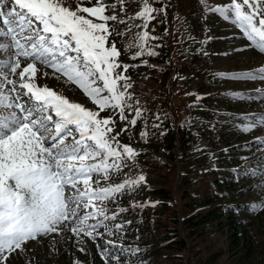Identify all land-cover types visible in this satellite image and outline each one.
<instances>
[{
	"label": "snow or ice",
	"instance_id": "6c2138e0",
	"mask_svg": "<svg viewBox=\"0 0 264 264\" xmlns=\"http://www.w3.org/2000/svg\"><path fill=\"white\" fill-rule=\"evenodd\" d=\"M201 4L225 20L232 19L251 46L264 53V0H231L217 7L209 6L208 0H201ZM107 7L102 0H97L96 6L76 10L64 6L61 0H0V49L14 50L0 65L19 76L21 90L15 100L0 95V108L11 110L0 113V264L7 259L6 253L22 249L30 239L60 231L59 226L66 221L73 225L72 233L86 232L91 236L93 230L104 225L102 221L87 222L96 217L108 219L94 201L113 198L125 188L132 190L145 181L139 175L94 189L93 174H102L107 180L110 169L122 170L128 166L122 160L138 153L131 146L119 144V133L109 136L114 130L110 125L115 123L111 116L100 118L99 112L32 82L36 63L45 64L79 85L100 111L118 110L120 120L128 119L125 108H131L126 99L131 85L129 77L116 71L121 65L116 61L120 53L115 43L108 46V21H116L117 16L106 15ZM154 11L157 10L145 0L143 10L137 14L145 19V28L147 21L154 19ZM148 38V32L143 31L138 54L143 53ZM20 57L30 61L22 69ZM0 75L7 84H16L4 73ZM243 76L264 80V67ZM96 80L102 81V86H96ZM11 91L17 92L16 87ZM23 96L29 99L22 100ZM135 116H141L138 109ZM249 119L248 129L264 125V115ZM136 123L137 119H131V125ZM69 126H75L79 138L66 143L72 136ZM121 131H126V126ZM95 183L99 185L100 179ZM249 207H264V201Z\"/></svg>",
	"mask_w": 264,
	"mask_h": 264
},
{
	"label": "rangeland",
	"instance_id": "374dc122",
	"mask_svg": "<svg viewBox=\"0 0 264 264\" xmlns=\"http://www.w3.org/2000/svg\"><path fill=\"white\" fill-rule=\"evenodd\" d=\"M64 6L69 7L72 10H76L78 7H93L96 6L97 0H61ZM106 4V15L117 16L116 21H108L111 35L108 36V46L115 43L120 55L116 58L117 63L121 65L117 72H123L126 77H129L128 83L131 85L127 89L130 96L126 97L127 102L131 105V108H125V115L128 117L126 120L119 119L118 110L106 109L99 112V117L111 116L115 121L113 132L109 136H116V140L120 145L131 146L137 155L131 159H123L122 163L128 164L127 167H123L122 170H109L108 180L105 183L97 185L95 181L99 178H103L101 174L99 177L93 174L92 187L95 189L107 185H115L124 182L129 178H137L139 175L145 177L144 183L149 188L153 183L169 182L171 184V190L173 192V206L172 211L179 213L180 220H183L186 215L189 214V209L184 207L185 202L189 199L182 197L181 191H179L182 182L183 174H180L181 163H176V174H168V160L166 158L167 153H158L156 148L152 147L154 144L157 148L160 147L158 141L162 138L161 135H155L153 131L147 130L146 126L152 123L154 127L155 121L158 120L160 113L167 116L169 121L174 127L184 128L186 126H193L197 116L196 100L193 93L190 92L188 86H179L178 80L180 78H187L189 82L200 84V81L209 79L210 85H213L214 77L220 74H232L240 72V76L231 77L228 75L224 79L225 88H216L214 93H218L222 90H229L232 87H237L240 91H250L251 93H258L254 102H251L245 106H241V110L251 112H263L264 113V80H250L244 78L243 74L248 73L251 70H255L264 67V55L257 52L251 47L248 41L242 35V31L234 23L232 19L225 20L219 13H213L202 6V10L208 15L206 20L210 24V31L205 35L200 43L195 39L193 31H187L185 25L189 23L190 17L186 16L178 11L179 5L177 0H161L156 2L155 0H147V3L152 8L156 9L152 13L154 19L147 21L145 28V19L138 18L137 14L143 10L145 0H135L137 6L131 0H102ZM231 0H208V4L211 7L223 6L230 3ZM114 5V7H113ZM133 7V9L131 8ZM162 9V11H159ZM182 13V14H181ZM80 15H84L89 19H93L94 22H100L96 18L91 17L87 13L80 12ZM163 17L166 21V33L171 46V56L169 59L160 63L155 60V55H150L149 51L157 53V37L153 31L159 27V18ZM120 21H123L121 23ZM188 22V23H187ZM184 26V27H183ZM187 26V25H186ZM143 31L148 32V40L145 43L144 51L139 53V39ZM155 37V39H153ZM192 38V39H191ZM4 42H9L5 40ZM14 50L9 49L7 51L0 49V61L8 60L13 55ZM196 52V54H195ZM69 55L75 56L69 52ZM202 55V59L199 56ZM144 57V58H143ZM21 69L27 65L28 60L24 57H20ZM39 63V62H38ZM36 63V64H38ZM192 64L193 68H190ZM127 67V71H124V66ZM80 67L84 70V66ZM37 71L32 78V82L36 83L39 87H47L48 89L56 92L58 95L67 98L72 103H78L84 108L94 111L93 108H99L92 99L79 87V85L68 80L62 73L56 72L53 68L44 65H36ZM21 69H18L19 72ZM249 70V71H248ZM0 72L7 75L8 79L16 81L15 85L7 84L4 80V76L0 75V95L10 96L15 100L17 93H20L19 88L20 78L17 74L11 73L9 68L0 65ZM236 78H244V82L237 80L239 84H228V80H236ZM28 77H25L27 80ZM95 79V77H93ZM180 82V80H179ZM121 84L124 81L120 82ZM103 82L96 80V86H102ZM180 84V83H179ZM218 79L215 80V85H219ZM16 87L17 92H12L11 89ZM241 87V88H240ZM77 90V91H76ZM26 91V90H23ZM106 94V93H105ZM253 96V95H252ZM89 100V105L84 100ZM29 99L28 96H23L22 100ZM196 102V103H195ZM86 104V105H85ZM156 106L155 107L153 106ZM141 112L140 117L135 116V111ZM17 111L18 109H13ZM11 111L9 109L0 108V113H7ZM19 111V110H18ZM17 111V112H18ZM147 115L148 122H142ZM54 115V114H53ZM55 118V117H54ZM141 120L142 124H138L143 128L138 132L136 126L130 124L131 119ZM126 131H121L125 128ZM195 126V125H194ZM135 132L133 133V128ZM142 133L144 135H142ZM76 138H79L77 134ZM66 143L71 142V139H66ZM134 142V144H129ZM203 145L201 142L199 146ZM150 152V153H146ZM264 153V151H263ZM181 154L178 153V157ZM93 162V161H92ZM256 165L261 167L260 176H257L253 181L262 182L260 187H255L253 192L246 198L249 202L254 204L264 201V154L260 158V162ZM207 181L200 180L198 184L200 189L205 188L204 184ZM250 184V183H247ZM82 187V184H81ZM208 191H204V194H208ZM67 194V193H66ZM210 194V193H209ZM115 195L125 196L126 204H120L121 207L117 208L112 205L117 199L109 198L99 202H95L97 207L102 208L107 216H109L107 223L114 219H124L125 221H131L136 225L143 223V210H139L135 207V201L140 197L133 195L129 189H124L122 192ZM117 197V196H115ZM135 198V199H134ZM115 208V209H114ZM92 211V209H90ZM122 211V214L119 213ZM145 211V210H144ZM83 214V212L81 213ZM164 214L163 220L165 222ZM171 214V213H170ZM169 216V215H168ZM167 216V217H168ZM250 222L253 224L259 239H264V207L255 208L250 213ZM103 218V217H98ZM93 219H90L87 223L94 224ZM117 226L122 225L120 221H116ZM104 225V223H103ZM71 225L69 222L61 224L60 231L50 233L47 236H38L36 239H30L22 245V249H17L11 253H6L7 259L2 264H37L40 260L44 259L46 264H63L62 259L76 262L79 258L89 261L97 259L100 255L98 250L104 249L103 244H97L99 241L106 242L109 237L100 232V228L97 227L93 230L92 235L88 236L86 232L74 234L70 231ZM119 228V227H118ZM114 230V229H113ZM207 239V242L212 244L215 250H224L227 247L224 236L220 234L214 235ZM110 240L106 245L110 246ZM200 244H196L192 251L199 252ZM82 249V250H81ZM186 258L182 260L184 264H187ZM225 261V257L221 258V263ZM190 264H195L194 261ZM249 264H263V261L259 258L253 259Z\"/></svg>",
	"mask_w": 264,
	"mask_h": 264
},
{
	"label": "trees",
	"instance_id": "16d2710c",
	"mask_svg": "<svg viewBox=\"0 0 264 264\" xmlns=\"http://www.w3.org/2000/svg\"><path fill=\"white\" fill-rule=\"evenodd\" d=\"M131 1L137 6L135 0ZM177 4L178 11L190 17L186 30L193 31L195 39L200 43L211 27L206 20L208 15L202 10L201 0H177ZM158 21L159 27L153 31L158 45L155 60L164 63L171 56V46L165 19L161 16ZM199 59H202V55ZM188 67L193 68L192 64ZM234 76L237 77L231 75ZM227 77L228 74L214 77L213 85L206 79L200 81L194 94L197 102L195 109L198 111L196 120H200V125L174 127L169 118L160 113L154 127L152 123L146 126L147 130L162 136L158 139L159 148L154 144L151 146L158 153L168 154V174L177 175L176 163H181L179 175L183 174L184 178L179 191L182 197L189 199L184 204V207L190 208L189 214L180 220L179 213L172 211L175 204L169 182L153 183V188L141 182L130 192L135 198L140 197L135 201V207L143 210V223L136 225L124 219L112 220L102 231L105 235L103 240L106 237L109 239L97 243L103 244L104 248L98 250L100 256L97 259L89 263L82 258L76 262L62 259L63 264H184V257L187 264L194 259L195 264H249L256 258L264 264V239H259L249 217L255 209L249 206L254 203L246 200L253 189L263 183L253 179L260 176L259 165L256 164L264 154V143H261L264 142V127L257 125L251 129L246 128L250 123L249 118L261 116L262 112H251L249 108L246 112L241 110L242 105L251 103L250 98L246 97L255 93H244L232 87L215 94L216 88H225L227 84L224 79ZM216 79L219 85H215ZM237 80H228V84H237ZM145 113L143 123L149 119V111ZM138 124H142L141 120L137 122V132L144 125L139 127ZM200 140L206 141V149L196 148ZM178 153L181 154L179 157ZM213 159L218 161L219 167L203 171ZM200 180L207 181L205 188L200 189ZM105 181L102 178L100 183ZM204 191L210 194L202 196ZM115 196L113 199L117 200L112 205L120 208V204H126L125 196ZM165 213L168 214L163 224L161 220ZM116 221H120L122 227L118 228ZM212 233L224 236L227 243L224 250H215L207 242ZM110 240L113 241L110 246L106 245ZM196 244L201 245L199 250L202 251H192ZM222 257H225V261L221 263ZM37 264L46 263L42 259Z\"/></svg>",
	"mask_w": 264,
	"mask_h": 264
}]
</instances>
